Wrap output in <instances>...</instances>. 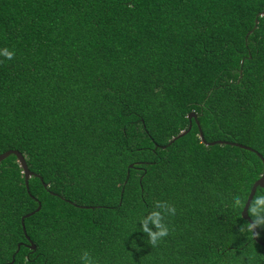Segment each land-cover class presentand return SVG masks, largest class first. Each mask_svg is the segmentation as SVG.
Masks as SVG:
<instances>
[{"label": "trees", "instance_id": "trees-1", "mask_svg": "<svg viewBox=\"0 0 264 264\" xmlns=\"http://www.w3.org/2000/svg\"><path fill=\"white\" fill-rule=\"evenodd\" d=\"M261 12L264 0H0V50L14 52L0 55V153L40 178L26 192L14 156L0 161V264H82L84 252L264 264L231 206L259 176L255 153L264 164ZM189 112L205 142L255 153L204 146L193 119L167 144ZM156 202L175 214L153 247L139 221Z\"/></svg>", "mask_w": 264, "mask_h": 264}, {"label": "clouds", "instance_id": "clouds-1", "mask_svg": "<svg viewBox=\"0 0 264 264\" xmlns=\"http://www.w3.org/2000/svg\"><path fill=\"white\" fill-rule=\"evenodd\" d=\"M0 55L7 60L14 58V52L8 49L0 50ZM231 206L234 208H245L246 204L240 196H235ZM154 208L156 210L151 211L139 221L140 231L147 235L149 244L153 247L157 246L169 234V228L163 222L165 217L175 214V208L166 202H156ZM247 215L251 218V221L244 224L239 231H247L252 235H258V233H255V229L264 226V195H257L251 200L250 204H247ZM80 259L82 264H94L88 252H84Z\"/></svg>", "mask_w": 264, "mask_h": 264}, {"label": "water", "instance_id": "water-1", "mask_svg": "<svg viewBox=\"0 0 264 264\" xmlns=\"http://www.w3.org/2000/svg\"><path fill=\"white\" fill-rule=\"evenodd\" d=\"M259 15H264V12L259 13ZM253 22L255 23V20ZM185 117H186V120L188 122L187 127L184 130H181L177 134H175L174 136H172L167 141V144H169L170 142H172L174 139H176V138L184 135L187 132V130L189 129V121H190V119H193V121L195 123V126H196V130H197V137H198L200 143H202L204 146H210V145H213V144H228V145H232V146H235V147L243 148V149H246L248 151H252L253 153H255L250 148L244 147L242 145H239V144L233 143V142H227V141H221V140H214V141L205 142L203 140V138H202L200 129H199L198 125H197V122L195 121V118H194V115L192 114V112L187 113ZM255 154L259 157L260 161L262 162V168H261V171H260L259 176L257 177V179H255L250 184V186H249L248 192H247L246 197L244 199V202L246 204V207L245 208H241L240 211H239L240 218L243 219V220H245L247 223L250 222L249 218L246 215L247 204L249 203V201H250V199H251V197L253 195V192H254L255 187H258V188H260V189H262L264 191V164H263V161H262L261 157L257 153H255ZM8 155H13L14 156L15 162H16L18 168L20 169V173L22 174L24 188H25V190L27 192V189H26L27 188L26 187V180L28 179V177L35 176V177H37L39 179V181H40V178L37 175L31 173L29 170H27L26 165L24 163V160H23L22 156L16 150L9 149V150H5V151L1 152L0 153V161L3 158H5L6 156H8ZM128 167H130V165ZM42 186L45 188V185L44 184H42ZM80 207H82V206H80ZM38 208H39V204L37 203L36 204V207L32 211H29V212L25 213L24 215H22L20 217L19 222H20V227H21L22 233H23L22 219L25 218V217H27V216H29V215H31L32 213L36 212L38 210ZM250 236H251L252 240L255 243H258L260 245H264V243L260 242L256 238V235H252L250 233ZM24 238L27 241L26 247L28 249H30V250H33L34 249L33 244H31V242L27 239V237L25 235H24Z\"/></svg>", "mask_w": 264, "mask_h": 264}]
</instances>
